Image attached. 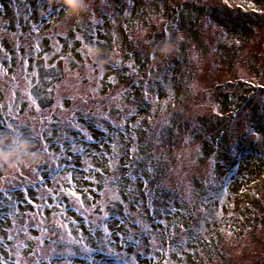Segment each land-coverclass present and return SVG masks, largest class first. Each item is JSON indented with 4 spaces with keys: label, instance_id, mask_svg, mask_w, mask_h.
<instances>
[{
    "label": "rangeland",
    "instance_id": "rangeland-1",
    "mask_svg": "<svg viewBox=\"0 0 264 264\" xmlns=\"http://www.w3.org/2000/svg\"><path fill=\"white\" fill-rule=\"evenodd\" d=\"M88 3L86 13L69 18L62 0H0V132L15 140L19 132L17 141L29 143L42 158L23 170L0 166V264H264L262 128L255 133L242 126L260 156L244 155L224 199L210 203L215 218L205 220L204 242L186 237L162 250L166 234L161 221L141 222L147 213L141 197L151 173L166 174L162 189L174 190V197L186 203L206 160L224 150L203 133L220 124L219 112H233L252 92L239 82L216 102L214 93H203L209 73L230 81L234 77L227 73L233 72L239 81L264 87V52L254 62L234 63L227 72L225 66H216L215 72L211 66L219 56L237 53L246 59L255 49L259 37L237 52L249 25L263 21L264 0ZM48 8L61 11L47 19ZM94 41L101 43L89 50L85 45ZM182 42L189 45L185 52ZM41 57L51 65L64 59V78L48 114L29 94L35 83L33 63ZM186 73L190 97L184 100V83L176 79ZM167 91L174 96L171 104L162 101ZM183 118L193 124L202 119L201 134L183 137L177 130ZM172 135L174 148L161 143ZM150 157L159 160L152 162V170ZM221 172L225 165L219 161ZM57 183L66 194L76 191L84 207L68 194V208L55 202ZM181 215L182 210L173 215L178 224ZM139 236L155 238L145 243ZM222 239L218 247L223 250L216 251Z\"/></svg>",
    "mask_w": 264,
    "mask_h": 264
},
{
    "label": "trees",
    "instance_id": "trees-1",
    "mask_svg": "<svg viewBox=\"0 0 264 264\" xmlns=\"http://www.w3.org/2000/svg\"><path fill=\"white\" fill-rule=\"evenodd\" d=\"M263 21L256 26L249 25L250 32L249 36L246 40L243 41L238 46L237 52L241 53L242 47H248L249 41L251 42L252 39L255 37H259L257 40L256 45L254 46L255 49H252L249 51V54L246 59H241L237 53H235L231 58H225V57H217L214 59V63L211 66H214L212 68V71L215 72L218 70L216 66H225V71H230L234 68V63L243 61V63L247 62H254L259 58V54L261 52H264V17L261 18ZM228 22V21H227ZM224 25V24H223ZM227 26V25H226ZM230 29L239 30L236 25L229 26ZM243 27V26H242ZM244 29V27H243ZM257 29L259 31H257ZM216 41L220 43V46H225V44L222 43V40L219 38H215ZM248 42V43H245ZM245 43V46H244ZM182 48L183 52L186 51V48L189 46L187 42H182ZM223 59V61L221 60ZM177 62V61H176ZM175 62V63H176ZM225 62V64L223 63ZM175 63L173 64V67L175 66ZM182 71L185 69V66L181 64ZM257 69H260L259 66L255 67ZM254 70V69H252ZM186 78H177L176 81L179 80L181 83H184V89L186 92V96L183 97V99H188L190 97V93L188 91V84L191 82L188 73L185 74ZM227 75H231L234 78H232L230 81H221L219 76L211 75L209 73L208 75V81L205 83V90L204 94L207 93H214V100L216 102H219L221 95L232 89L233 86L237 85L239 82L241 85H245L252 88V92L250 95H248V98L245 100L244 103L240 104L241 106L239 108H236L233 112H226L221 113L219 112L218 117L220 118L219 125H214L213 131H209L207 133L203 134H210V138L208 139L209 142H213L212 145L214 147L218 146L217 148H223V152L216 157V155H211L209 159L206 160L204 163L206 166L201 167V170L203 171V174L199 175V179L201 180L198 183L197 187H193L190 192V197L185 198V201H182L183 197L178 201L177 198L174 197V190H169L168 188L162 189L160 186L161 183V177H165L166 174H159V172H152L150 179L146 180V185L143 188V196L141 197V205L146 206L144 210H147V213L145 214L144 219L141 221L142 223L146 222L148 223L151 220H157L159 219L163 227V231L166 234V240H164V243L162 245V250L166 249L168 245L172 246L173 244L180 243L186 241V237L191 240L194 238H199L201 242H204L205 236L203 234L205 222L210 221L209 218L214 216V208L210 205V203L217 204L219 201H222L224 199L223 193L227 191L229 188L230 180L234 176L241 158L244 155H257L260 156V152H258L257 148H255L253 145L249 144L248 139L249 133L247 134L242 126H250L251 129L255 130L253 132H258L259 128L264 129V87H255L252 86V83H247L248 81H239L233 72L227 73ZM250 75H254L251 73ZM158 80L156 79V82ZM159 82V81H158ZM161 85V84H160ZM166 86V85H165ZM241 87V86H240ZM173 94L165 96V98L162 100L163 102L168 100V104H171L174 102ZM158 103V102H156ZM253 119L255 122L258 123L254 125L250 122ZM201 121L202 119H197L195 123L188 122L183 118L179 125L177 126V130H180L182 132L183 137L187 136L190 140L194 139L198 134L200 133L201 129ZM172 128H170L171 130ZM242 131V132H241ZM172 132V130H171ZM175 132V131H173ZM212 132H215L214 134H211ZM217 132V133H216ZM160 134V133H158ZM201 134V133H200ZM222 136H224L222 138ZM161 143L167 145L168 147L174 148L175 138L174 135H172L169 139H163ZM224 146V147H223ZM168 153V151L166 152ZM224 154V155H223ZM169 154H167L168 156ZM230 159H227L225 161L223 158L227 157ZM218 158V159H216ZM210 160L211 167H207L208 161ZM158 163V159H153L150 157L148 159L147 166L152 170L154 169V164L152 162ZM222 162L225 165V172L224 173H217V162ZM207 163V164H206ZM203 164V165H204ZM227 164V165H226ZM169 166V163L167 164ZM168 168V167H167ZM167 173V172H166ZM176 202H180L178 206H176ZM203 203L201 205L200 203ZM217 206V205H216ZM222 208H220L221 210ZM182 210L183 215L182 219L180 220V224H178V221L173 217L176 211ZM255 211H253L251 214L253 216H256L254 214ZM161 217V218H160ZM215 218V216H214ZM206 220V221H205ZM226 217L220 220L221 223L226 222ZM145 223V224H146ZM222 226H218V228H221ZM212 231L215 232V229H212ZM222 231V230H221ZM210 234L206 233L205 235ZM240 234V233H239ZM235 237H239V235H236ZM155 237H150L148 239H153ZM148 239L145 240L144 237L139 236L137 240L144 241L145 243L148 242ZM224 239L220 241V243L216 247V251H222L223 248H219L218 246L223 245ZM215 251V252H216ZM212 255V254H211ZM203 256H208V252L204 251ZM212 260V259H211ZM171 264V263H170ZM175 264H184V263H175Z\"/></svg>",
    "mask_w": 264,
    "mask_h": 264
},
{
    "label": "water",
    "instance_id": "water-1",
    "mask_svg": "<svg viewBox=\"0 0 264 264\" xmlns=\"http://www.w3.org/2000/svg\"><path fill=\"white\" fill-rule=\"evenodd\" d=\"M64 60L58 59L53 65L47 66L46 59L44 57L36 58L34 60V68L36 72V81L30 87L29 94L35 100L36 105L41 110L49 108L54 103V95L56 89V83L61 82L64 78ZM58 189L54 200L55 202L63 201L64 206L68 208L70 198L67 196L64 190H60V184H56ZM99 206L96 207V210ZM92 213L97 214L98 212Z\"/></svg>",
    "mask_w": 264,
    "mask_h": 264
},
{
    "label": "clouds",
    "instance_id": "clouds-1",
    "mask_svg": "<svg viewBox=\"0 0 264 264\" xmlns=\"http://www.w3.org/2000/svg\"><path fill=\"white\" fill-rule=\"evenodd\" d=\"M62 3L69 18L79 17L89 9L88 0H62ZM164 51L167 52L168 49ZM93 56H95L94 52ZM41 162L42 158L31 151V145L26 141H17L8 136L0 137V166L7 165L9 168H15L17 165H24L31 168Z\"/></svg>",
    "mask_w": 264,
    "mask_h": 264
},
{
    "label": "snow or ice",
    "instance_id": "snow-or-ice-1",
    "mask_svg": "<svg viewBox=\"0 0 264 264\" xmlns=\"http://www.w3.org/2000/svg\"><path fill=\"white\" fill-rule=\"evenodd\" d=\"M41 7H42V10H43V5ZM60 11H61V9H59V8H48V9L44 10V14H45V17L47 19H52L56 15H58L60 13ZM93 31H95V29H93ZM100 43H101L100 41H94V42H90V44H86L85 46L88 47V49L90 50L91 48H94V47L98 46ZM7 127H10V126H7ZM6 135H7L6 132H0V137L6 136ZM85 135H87V133H85ZM87 138H88L89 141H92V139H93L90 135H87ZM16 139L17 140L21 139V135L19 134V132H17ZM25 139H27V138H25ZM43 148H44L45 152L49 151V145L47 143H45L43 145ZM80 151L82 152L83 149H80ZM49 154H51V153H49ZM67 194L70 195V196L75 197L76 201L81 204V208L84 207L83 201H81V199L77 195L76 191H68ZM112 199H119V197L118 196H114V197H112ZM28 203H32V201L29 200ZM100 211H103V209H100ZM105 218H107L106 214H105ZM105 231H107V229H105Z\"/></svg>",
    "mask_w": 264,
    "mask_h": 264
},
{
    "label": "flooded vegetation",
    "instance_id": "flooded-vegetation-1",
    "mask_svg": "<svg viewBox=\"0 0 264 264\" xmlns=\"http://www.w3.org/2000/svg\"><path fill=\"white\" fill-rule=\"evenodd\" d=\"M64 60V59H63ZM56 62V61H55ZM63 64H64V62H63ZM46 65L47 66H51V64H48L47 63V61H46ZM34 71H35V68H34ZM36 73V72H35ZM34 81H36V74H35V80ZM59 83V82H58ZM58 83H56V87H57V84ZM54 98H55V96H54ZM52 110V107H49V108H46V109H43L42 111H43V114H48L49 113V111H51ZM17 167H18V169H20V170H23V169H25V166L24 165H17Z\"/></svg>",
    "mask_w": 264,
    "mask_h": 264
}]
</instances>
